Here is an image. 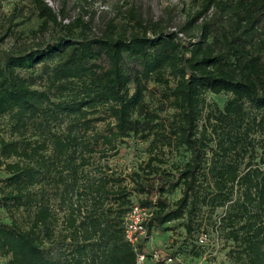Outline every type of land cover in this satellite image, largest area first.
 Segmentation results:
<instances>
[{"label": "trees", "instance_id": "obj_1", "mask_svg": "<svg viewBox=\"0 0 264 264\" xmlns=\"http://www.w3.org/2000/svg\"><path fill=\"white\" fill-rule=\"evenodd\" d=\"M34 4L26 21L60 29L0 53L5 264H138L153 232L198 233L205 248L206 225L228 264H264V0H195L180 31L133 18L100 34ZM135 140L148 158L116 172L109 161ZM136 205L152 216L132 245Z\"/></svg>", "mask_w": 264, "mask_h": 264}, {"label": "rangeland", "instance_id": "obj_2", "mask_svg": "<svg viewBox=\"0 0 264 264\" xmlns=\"http://www.w3.org/2000/svg\"><path fill=\"white\" fill-rule=\"evenodd\" d=\"M35 0H0V38L9 28L7 39L0 43V53L35 48L37 44L49 41L60 29L56 25L42 28V20L36 15L30 22ZM57 16L58 23L69 25L77 19L90 24L93 32L100 34L112 22H130V19L143 21L144 24H159L165 31H180L186 26L187 18L196 9L195 0H41ZM20 12H22L20 14ZM16 17L15 19H12ZM13 27L12 25L20 24ZM134 21V20H132ZM133 23V22H131ZM12 26V27H11ZM184 40L189 36L184 33ZM226 97L208 96L212 106H223ZM120 148V154L109 161L110 167L123 174L133 170L148 158L147 145L135 140ZM181 196L179 190L164 198L173 203ZM159 197L153 194V200ZM208 223V222H206ZM174 226L173 224L169 225ZM208 243L205 248L197 244V234L188 235L183 229L156 231L147 237L145 242L146 257L138 260V264H228L226 259L227 246L223 239L217 240L214 227L206 225ZM146 234L142 236L145 238ZM199 252L196 257L191 250ZM197 248L199 250H197ZM179 250L178 253H176ZM173 254L177 257H172ZM173 258L172 262H167ZM0 257V264H5Z\"/></svg>", "mask_w": 264, "mask_h": 264}, {"label": "built area", "instance_id": "obj_3", "mask_svg": "<svg viewBox=\"0 0 264 264\" xmlns=\"http://www.w3.org/2000/svg\"><path fill=\"white\" fill-rule=\"evenodd\" d=\"M152 216L150 210L134 206L133 209L126 215L125 227H126V238L132 244L136 245L139 240L146 234L145 224L148 219ZM201 245L208 243V236L202 234L199 238ZM145 257L140 256L139 259L143 260ZM173 259H168L167 262H172Z\"/></svg>", "mask_w": 264, "mask_h": 264}]
</instances>
